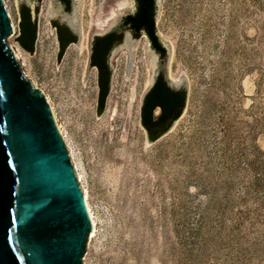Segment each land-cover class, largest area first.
Listing matches in <instances>:
<instances>
[{
  "label": "rangeland",
  "instance_id": "rangeland-1",
  "mask_svg": "<svg viewBox=\"0 0 264 264\" xmlns=\"http://www.w3.org/2000/svg\"><path fill=\"white\" fill-rule=\"evenodd\" d=\"M99 1L91 13L88 0L75 9L86 40L77 34L58 55L51 15L65 11L60 1L6 0L15 26L6 41L49 96L87 192L96 227L82 264H264V0H155L172 75L188 83L180 115L156 137L140 119L143 37L132 70L123 55L108 56L98 102L92 36L112 19H95L117 8L104 0L100 12ZM21 3L34 9L31 52L15 41Z\"/></svg>",
  "mask_w": 264,
  "mask_h": 264
},
{
  "label": "water",
  "instance_id": "water-1",
  "mask_svg": "<svg viewBox=\"0 0 264 264\" xmlns=\"http://www.w3.org/2000/svg\"><path fill=\"white\" fill-rule=\"evenodd\" d=\"M12 33L0 0V264H82L91 230L82 191L43 93L6 41ZM166 63L167 53L157 71L170 86Z\"/></svg>",
  "mask_w": 264,
  "mask_h": 264
},
{
  "label": "trees",
  "instance_id": "trees-1",
  "mask_svg": "<svg viewBox=\"0 0 264 264\" xmlns=\"http://www.w3.org/2000/svg\"><path fill=\"white\" fill-rule=\"evenodd\" d=\"M140 4L133 15L127 16L125 21L131 23V27L134 30H140L144 28L152 40V43L162 50L157 43V36L155 34V23L153 20V0H149L148 4ZM19 20L17 23L18 32L15 36V41L19 46L31 52L36 40V21L32 18L31 10L28 5L21 3L18 8ZM57 40H58V55H61L68 44L74 42V36H72L65 27L56 26ZM118 39V38H117ZM116 41L113 34H106L101 37H97L92 45V51L90 54V64L96 66L98 69V102L100 105L104 104V100L108 94L109 89V71L105 63V54L109 47ZM165 80L159 76L156 79L153 87L144 95L141 107H140V119L144 126L154 123L156 120L161 119L165 113L170 110H174L172 118L179 116L181 109L185 102V90L172 91L166 84ZM155 106H160L161 113L157 118H153L152 110Z\"/></svg>",
  "mask_w": 264,
  "mask_h": 264
},
{
  "label": "bare ground",
  "instance_id": "bare-ground-1",
  "mask_svg": "<svg viewBox=\"0 0 264 264\" xmlns=\"http://www.w3.org/2000/svg\"><path fill=\"white\" fill-rule=\"evenodd\" d=\"M2 1L4 3L8 17L10 19L11 18L10 13L6 7V0H2ZM88 1H89V9L88 10H89V13H91V12H93V5H95V3H94V0H88ZM103 1L104 0L99 1L98 9L100 12L103 11L102 10L103 9ZM132 3H133V0H117V4H116L117 8L116 9L111 8V10L109 12L110 17H108L106 19H101L100 17H97L95 19V24L97 26L102 27L103 25H105L108 22V20L112 19L109 27L113 26L117 22V20H115V17L117 16V10H122L126 7L132 8V6H133ZM76 8H79V10H80L79 12L81 13L83 11V8L84 9L86 8L84 0H74V9L71 12H62L60 14L55 12L51 16H59L62 20L66 21L68 23V25L71 27V29L76 34H78L84 42L86 40V36L83 33V23H82V20L80 18L78 19L76 14H75ZM10 23H11L12 30L15 33V26H14V23L12 22V20ZM158 36H159V38H161V41L165 45L166 51H167L166 77H167V80H168L170 86L172 88H179L181 86H186V88H187L188 83H187L186 79L172 75V71H171L172 47L168 46V44L165 43L166 41L161 36V34L160 35L158 34ZM137 44H138L137 40H133V38L130 37V34L126 31L124 33V37L121 40V42L118 43L117 45H115L110 50L109 54H111L112 56L115 55L116 53L123 55L126 59V70L130 71V70H132V68L137 67V65L139 63H141V61H142V56L138 53ZM10 47L13 51L15 58L19 62L20 67H21L24 75L27 76L26 71L23 70L25 65H24V60H23L22 54H21V50L17 46H14V45H10ZM143 49H144V53H145V56L143 58H145V62L148 65V70L146 72L147 76H146L145 83H144V90H147L153 82L154 76H155L156 71H157L158 66H159L158 65L159 62H158L156 53L152 50V48H149L147 42L145 43ZM150 70L152 71V73L149 75ZM32 83L34 84V87L37 88L36 84L33 81H32ZM38 89L43 93V95L47 101V104H48V107H49L50 112L52 114L56 128L58 129V131H59V133H60V135H61V137H62V139L66 145V148L68 150V154H69L70 159L72 161V165L74 167L76 178H77L78 184L80 186V189L82 191L86 211L88 213L90 223H91V230L89 232V240H90L92 238V236L94 235L96 225H95L93 213H92L90 205L88 203L87 192L81 183V174L77 170V166H76V163L73 159L72 152L68 146L66 137L64 135L63 125L60 123V121L58 120V118L56 116L54 106H53L49 96L41 88H38ZM131 93L133 95L134 91L132 90Z\"/></svg>",
  "mask_w": 264,
  "mask_h": 264
},
{
  "label": "flooded vegetation",
  "instance_id": "flooded-vegetation-1",
  "mask_svg": "<svg viewBox=\"0 0 264 264\" xmlns=\"http://www.w3.org/2000/svg\"><path fill=\"white\" fill-rule=\"evenodd\" d=\"M59 1H60L61 5H62L63 9L65 10L64 12H71V7H72V4L74 5V0H59ZM141 1H143L142 4H148L149 3V0H141ZM139 4H140V0H133V3H132L133 6H132V10L131 11L126 12L119 20H117V22L113 26L109 27V29H107L105 32H103V33H96V34H93V36H92V44H91L90 54H91V51H92V45L94 43L95 38L104 36L106 34H113V37L116 39V41L112 44L111 47H109V49L107 50V52L105 54V63H106L107 69L109 71V75H110V67L108 65L107 58L110 55L109 54L110 53V50L115 45H117L118 43L121 42V40L124 37V33L126 31L130 34V37H132L133 40H137L138 38H142V37L145 39V41L147 42L149 48H152V50L156 53L157 59H158V62H159L158 65L163 64V61L165 60L166 53H167L166 47L163 44V42L160 40V38H159V36L157 34L156 25H155V34L157 36V43L160 45V47H161L162 50L158 49L157 46L152 43V40L150 39V37L148 36V34H147V32H146V30L144 28H141L140 30H137L136 31V30H134L131 27V23L129 21H127V22L125 21V19L127 18V16L133 15L136 12ZM32 11H34V9H32ZM32 11H31L32 18H35L33 16V12ZM18 20H19V15H18ZM153 20H154V23H155V0H153ZM52 24H53V26L55 28L56 38H57V29H56V26L59 25V26L65 27L67 29V31L72 36H74V41L76 40L77 34L71 29V27L68 25V23L66 21L62 20L59 16L56 17V19H53L52 20ZM89 63H90V55H89ZM91 66L94 67V68H96V70H97V79H98V69H97V67L96 66H93V65H91ZM159 76H161L162 79L164 80L163 72L161 70L156 71V74L154 76L153 82L150 85V87L147 89L146 93L153 87V85L156 82V79ZM165 84L172 91L182 90V88H172L166 82H165ZM176 108H177V106L173 110H170L167 113H165V115L161 119H158L154 123H151V124L146 125L145 127L150 132V134H157L159 132V127L160 126H163L165 124V122H166L167 119L172 118V116L174 114V110ZM160 113H161L160 106H155L153 108V110H152V116H153V118L154 119L157 118L160 115Z\"/></svg>",
  "mask_w": 264,
  "mask_h": 264
},
{
  "label": "built area",
  "instance_id": "built-area-1",
  "mask_svg": "<svg viewBox=\"0 0 264 264\" xmlns=\"http://www.w3.org/2000/svg\"><path fill=\"white\" fill-rule=\"evenodd\" d=\"M17 32H18V27H17Z\"/></svg>",
  "mask_w": 264,
  "mask_h": 264
}]
</instances>
